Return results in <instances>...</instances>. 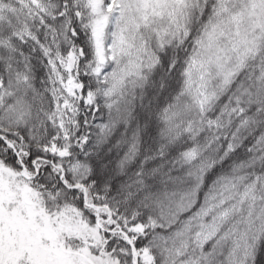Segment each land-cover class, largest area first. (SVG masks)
Instances as JSON below:
<instances>
[{
	"label": "snow or ice",
	"instance_id": "snow-or-ice-1",
	"mask_svg": "<svg viewBox=\"0 0 264 264\" xmlns=\"http://www.w3.org/2000/svg\"><path fill=\"white\" fill-rule=\"evenodd\" d=\"M0 264H264V0H0Z\"/></svg>",
	"mask_w": 264,
	"mask_h": 264
}]
</instances>
